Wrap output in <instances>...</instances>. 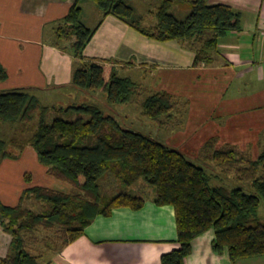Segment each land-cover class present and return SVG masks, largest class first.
<instances>
[{"label":"trees","instance_id":"16d2710c","mask_svg":"<svg viewBox=\"0 0 264 264\" xmlns=\"http://www.w3.org/2000/svg\"><path fill=\"white\" fill-rule=\"evenodd\" d=\"M92 1L103 17L115 15L156 40L199 41L196 64L210 61L220 38L241 28L239 10L209 0H188L191 10L183 18L172 12L173 0H160L153 13L157 24L151 27L143 26L142 16L135 18L133 0ZM80 2L76 0L55 29L56 45L70 50L75 58L72 83L81 90L104 92L111 103H127L143 89L132 78L120 75L119 62L87 59L85 49L98 25L90 27L84 22ZM7 77L0 62V81ZM178 105L179 101L166 90L152 93L143 101L144 113L160 123L164 116L170 119ZM70 109L89 117L57 116L48 122L50 107L29 88L0 90V125L22 123L24 129L32 131L25 139L6 140L0 136V163L5 158L20 157L24 148L32 145L48 172L72 186L69 192L40 184L29 186L17 205L0 198L1 225L12 236L9 253L0 256V264H43V254L29 248L31 241L39 240V228L57 229L61 245L54 249L59 252L84 235L97 216L111 215L114 208L122 206L140 209L149 198L159 205H173L176 212L180 247L163 254L162 264H185L194 239L209 230L215 233L214 249L228 250L233 263L264 255V221L258 217L264 201V144L254 157L236 145L217 148V137L209 139L203 146L204 158L215 162L230 181L244 183L235 187L215 185L205 166L151 135L123 127L116 116L99 105L75 104L65 110ZM10 146L18 152L10 151ZM107 173L119 177L127 188L144 178L155 187L154 194L145 196L125 189L107 196L100 184ZM26 177L31 180V175ZM28 199L42 202L43 210L25 206ZM54 241H46L48 248Z\"/></svg>","mask_w":264,"mask_h":264},{"label":"crops","instance_id":"0c3cea01","mask_svg":"<svg viewBox=\"0 0 264 264\" xmlns=\"http://www.w3.org/2000/svg\"><path fill=\"white\" fill-rule=\"evenodd\" d=\"M209 1L241 12V28L220 38L210 61L195 63L199 41L156 40L115 15L103 17L96 3H86L92 15L87 25L98 28L85 54L87 59L119 62L120 75L140 84L142 92L172 93L179 101L177 109L184 106V119L178 121L183 126L176 131L173 127L174 134L186 140L197 137L189 147L217 137V148L236 145L256 157L264 144V0ZM75 2L0 0V62L8 73L0 81V90L29 88L50 107L59 98L82 101L72 83L75 58L55 43L56 26ZM122 71L128 73L122 75ZM259 146L260 152L255 153ZM34 150L27 145L20 157L1 161L3 202L17 205L23 190L37 184L71 190L69 182L48 172ZM29 161L36 164L33 171ZM214 237L213 230L197 236L185 264H264V255L233 263L228 250L214 249ZM11 240L0 221V256L7 255ZM179 247L174 206L149 198L140 209L122 206L111 215L97 216L85 234L55 252L49 264H162V255Z\"/></svg>","mask_w":264,"mask_h":264},{"label":"rangeland","instance_id":"374dc122","mask_svg":"<svg viewBox=\"0 0 264 264\" xmlns=\"http://www.w3.org/2000/svg\"><path fill=\"white\" fill-rule=\"evenodd\" d=\"M176 3L172 7V12L176 14L178 17H185L189 12L190 8L188 9V2L187 0H175ZM133 4L136 8L135 18L138 16H142V24L146 27H151L157 24V17L153 14L156 9V5L160 3V0H133ZM96 5L95 2L92 0H82L80 3L84 8L85 11L83 12V20L86 24H90L91 22V11L89 10V6L86 5ZM129 73H134V70L128 71ZM128 72L122 71L121 74H127ZM79 96L82 98V101L76 100V98L72 97L69 99L59 98L61 100H53L54 107H50V112L47 117L48 122H52L57 116H62L67 119H75L80 115H84L86 118L89 116L87 114H82L75 109H70L66 111V107L70 106L73 102L79 101L77 104L83 103H90V104H97L99 105L106 113L113 114L116 118L120 121L123 127L131 128L134 130L141 131L147 135H151L152 137L163 141L180 151L184 152L190 159L194 162L201 164L207 168V170L212 174V183L215 185H225L228 187H235V186H244V183L239 182L235 179L233 181L228 179L229 175L225 177L226 174L222 173V169L213 161H207L203 154V146H194L196 148L189 147L188 144H192L197 140L194 135L189 139H183L177 137L174 132L181 128L183 125L178 124L182 122L184 117L182 114L184 113V106L182 108L176 109L174 113V118L169 119L167 117H163V122L160 123L157 120L151 118L147 114L144 113L143 109V101L145 98L150 95L149 91L142 92L140 95H135L133 98L127 103H111L107 95L104 92H90V90H78ZM152 92V91H150ZM96 93V94H93ZM75 94V93H74ZM61 108H65L64 110ZM39 115L36 116V122L38 120ZM179 121V122H178ZM185 126V125H184ZM175 128V131L173 130ZM32 131L29 129H24L22 123L11 124V123H1L0 125V136L5 138L6 140H10L13 137L18 138H27L31 136ZM193 139V140H192ZM263 140V137H262ZM224 146V145H222ZM221 146V147H222ZM262 147V146H261ZM34 148V147H33ZM220 148V147H219ZM10 151L18 152L17 149L13 147L9 148ZM260 146L256 149L255 153L260 152ZM35 151V150H34ZM36 152V151H35ZM34 152V153H35ZM254 153V151H253ZM25 156H27L25 154ZM24 156V157H25ZM40 161V160H39ZM40 163V162H39ZM36 164L32 162H28L29 168L31 171L34 170ZM37 168V167H36ZM228 181V182H227ZM101 190L107 196L115 195L116 193L122 190H129L136 194H142L145 196L154 194L155 187L149 184L144 178L138 181L135 185L126 187L124 182L114 174L107 173L103 178L100 180ZM140 188V190H139ZM251 189V188H250ZM5 200H11L9 197H4ZM25 206H31L36 211L43 210V204L37 200H25ZM258 217L260 220L264 221V201L262 202ZM38 241H31L29 244L30 250L35 254L42 253V260L43 264H49L50 259L55 254V246L61 245V240L58 238V231L57 229L47 230L45 228H39L36 232ZM11 235V234H10ZM54 241L52 243V247L48 248L46 241L47 240ZM9 253V251H8ZM7 253V254H8Z\"/></svg>","mask_w":264,"mask_h":264}]
</instances>
